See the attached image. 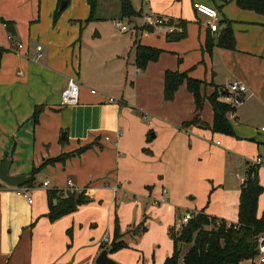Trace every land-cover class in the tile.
<instances>
[{
    "label": "crops",
    "instance_id": "crops-1",
    "mask_svg": "<svg viewBox=\"0 0 264 264\" xmlns=\"http://www.w3.org/2000/svg\"><path fill=\"white\" fill-rule=\"evenodd\" d=\"M38 1L37 12L33 8L16 18L0 9V18L13 22L14 41L23 44L20 52L14 50L6 34L12 50L0 64V165L9 158V175L33 178L21 187L31 204L18 188L0 181V264H95L113 240L115 221L127 248L109 258L145 264L136 238L148 246L154 245L157 228H166L169 236L172 214L179 219L187 212L208 213L236 224L245 171L257 157L264 189V16L233 1L129 0L137 15L127 20L143 23L145 16L156 15L165 24L119 32L114 21L125 26L126 19L119 18L118 0L98 1L97 20L90 22L89 0H70L67 6L78 1L79 11L73 7L56 20L57 0ZM195 2L217 10V34L194 11ZM224 21L231 22L234 50L216 45ZM182 23L185 38L168 41V34L182 32ZM0 29L7 28L0 24ZM137 45L161 51L144 71L135 66ZM167 71L200 81L197 125H187L195 106L185 84L172 101L163 98ZM71 77L79 84L78 101L63 106ZM233 81L247 88L243 103L227 116L233 135L213 133L209 97L215 94L224 103L223 91ZM35 108H41L36 125ZM82 148L87 149L79 152ZM62 156L72 157L48 164L49 186L42 187L45 181L36 186L31 169ZM68 181L91 201L50 222L48 192L66 190ZM151 210L162 219L150 221ZM263 214L264 191L257 205V216Z\"/></svg>",
    "mask_w": 264,
    "mask_h": 264
},
{
    "label": "trees",
    "instance_id": "trees-1",
    "mask_svg": "<svg viewBox=\"0 0 264 264\" xmlns=\"http://www.w3.org/2000/svg\"><path fill=\"white\" fill-rule=\"evenodd\" d=\"M61 1L67 5L70 0H57V8L53 12V20H56L63 11H58ZM223 3L234 2L241 10L255 12L264 16V0H220ZM119 18L128 19L136 17L129 0H118ZM89 16L86 22L97 20L98 0H89ZM67 7V6H66ZM0 24L6 28L13 26L12 22L4 21L0 18ZM223 28L218 34L216 45L220 48L229 50L235 49V40L231 28V22L224 21ZM182 32L168 34V41H180L185 38V24H180ZM13 41H14V37ZM207 43V48H210ZM7 52L0 47V64L3 55ZM161 51L137 45L135 47V66L139 71H144L148 63L156 62ZM185 84L187 91L192 95L195 106V116L187 125H197L199 122V112L201 111L203 98L200 94L201 83L192 79L187 73L167 71L164 74L163 98L165 101H172L175 93L181 85ZM209 102L213 113V122L210 130L213 133L223 135H233L232 128L228 121V113L232 109L225 103L218 100L217 95L209 97ZM41 108H35L32 121L36 125L39 122ZM87 148H82L79 152ZM72 156H62L55 160H49L45 163H64L66 159ZM258 168L249 166L246 168L245 177L241 186L239 202L237 207V223L228 224L223 220L210 217L204 213H196L187 224L182 226L179 235L175 237L172 230H169V236L173 242V253L167 258L164 264H177L179 258L178 246L181 244H190L188 250L182 257V264H242L250 262L255 264L257 255V239L264 235V214L257 216V205L260 195L264 189L259 185ZM33 178L23 185L30 186ZM21 188V187H20ZM49 209L47 219L55 222L60 218L75 212L81 205L90 202V197L85 190L66 189L51 190L48 192ZM127 248V244L121 240L118 221H115L114 235L109 245L110 253Z\"/></svg>",
    "mask_w": 264,
    "mask_h": 264
},
{
    "label": "rangeland",
    "instance_id": "rangeland-1",
    "mask_svg": "<svg viewBox=\"0 0 264 264\" xmlns=\"http://www.w3.org/2000/svg\"><path fill=\"white\" fill-rule=\"evenodd\" d=\"M98 1H100V0H98ZM102 1H103V3H105V5H108L109 3L113 4L112 0H102ZM7 2H10V4H8ZM195 3H198V2H195ZM39 4H40V2L38 0H16V1L0 0V9H3V11L13 12V15H15V18H16L21 13L26 14L27 12H32L33 8H35V11L38 10ZM98 4H99V2H98ZM198 4H201V3H198ZM73 7H76V11H79L78 1H76L75 3L73 2L71 7L67 6V8H65L61 12V14H63V13L65 14L66 12H68ZM13 21H14V18H13ZM18 22H19V20H18ZM124 22L126 23L125 26L127 27L128 31H133L135 29V26L141 27V25H143V23H141V19H136V20H134V19L127 20L126 19ZM26 26L27 25H25L24 27H26ZM20 27L23 28V26H20ZM6 34H7V31L0 29V43H2V44H0V47L9 51L10 46L6 44V42H7ZM49 166H51V165H49ZM45 167H47V164L45 165V163H42L41 165L39 164L38 166H35L31 169V173L33 174L35 181H36V186H38L37 182H43L45 180L49 181V177H48L49 173H48L47 169H45ZM43 177H46V178H43ZM50 190H52V188ZM154 213H155L154 210H151V212L149 214H147V217L149 218L150 221H155V219L156 220L162 219L161 215H159L157 213H156V215H154ZM206 214L208 215V213H206ZM176 215H177V213L171 215V225L169 226L170 229H173L172 234L175 237H177L179 235V232L182 228V226L179 222V219L176 218ZM208 216L214 217L217 219H221L220 217L212 216L211 214H209ZM233 217L236 220V214ZM226 219H227L228 223L233 222V220H231V218H226ZM144 226L147 228L145 223H144ZM146 230H147L146 234L147 233L149 234L151 227H149ZM154 235L156 237L155 238L156 240L154 241V245L148 244V246H147L145 243H143V242L141 243V240L138 241L141 236L139 238H136L137 249L142 252L141 255L143 256L145 264H146V261H148L151 264H164L166 259L171 257V255L173 253V242L170 240V236H168L166 234V228L155 229ZM147 238L148 237H146L145 240ZM189 247H190V244H181L178 246L179 258H178L177 264H181L182 257L184 255V253L188 250ZM169 250H170L169 256H166L167 258L165 257L163 259V261L160 263V258L162 256H164L165 253L168 252Z\"/></svg>",
    "mask_w": 264,
    "mask_h": 264
},
{
    "label": "built area",
    "instance_id": "built-area-1",
    "mask_svg": "<svg viewBox=\"0 0 264 264\" xmlns=\"http://www.w3.org/2000/svg\"><path fill=\"white\" fill-rule=\"evenodd\" d=\"M194 11L203 16L206 19V24L208 29L211 33L217 34L218 33V12L215 8L207 6L205 4H198L193 3L192 5ZM165 24V21L163 18L156 16V15H147L143 18V26L147 27H160ZM114 26L118 29L119 32H127L128 29L126 26L122 25L119 20L114 21ZM13 36L8 34V39L13 41ZM13 49L16 51H21L23 49V44L21 42H13L12 44ZM41 50V46L36 47V51L39 54ZM40 56V55H38ZM247 92L246 86L239 82V81H233L230 82L226 88L223 91V98L224 103L227 104L232 110L239 107L244 100L245 94ZM91 94H96L95 90H91ZM79 96V84L76 80V78L71 77L68 80L67 88L62 93L61 102L63 106H71L77 103ZM109 103H115V99L109 97L108 98ZM261 132H264V127L261 128ZM261 163L260 158H256L253 162V165L258 166ZM49 186V183L47 181L42 183L43 188H47ZM67 189H75L73 188V185L70 181L67 182ZM19 194L23 195L25 198L28 199V203L31 204L32 200L28 198L25 194V189H19ZM164 194H166V191H163ZM194 214L187 212L184 214L181 218H179V222L181 226H184L191 220L192 216ZM104 244L108 243V239L104 238L103 240ZM258 247H257V255H256V263L257 264H264V235L260 236L257 239Z\"/></svg>",
    "mask_w": 264,
    "mask_h": 264
},
{
    "label": "water",
    "instance_id": "water-1",
    "mask_svg": "<svg viewBox=\"0 0 264 264\" xmlns=\"http://www.w3.org/2000/svg\"><path fill=\"white\" fill-rule=\"evenodd\" d=\"M67 3L65 1H61L58 6V11H62L66 8ZM7 33L16 36V32L13 26H10L6 29ZM62 139L65 138L64 134H62ZM10 159H6L0 165V181L5 185L11 188H20L26 183L30 181V177L27 176H11L9 175V167H10ZM110 250L109 247L103 248L95 259V264H118L113 259L109 258Z\"/></svg>",
    "mask_w": 264,
    "mask_h": 264
}]
</instances>
